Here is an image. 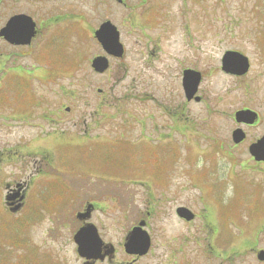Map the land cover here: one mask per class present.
Masks as SVG:
<instances>
[{
    "label": "rangeland",
    "instance_id": "rangeland-1",
    "mask_svg": "<svg viewBox=\"0 0 264 264\" xmlns=\"http://www.w3.org/2000/svg\"><path fill=\"white\" fill-rule=\"evenodd\" d=\"M102 1L104 0H65L64 4L65 10L74 7L82 17L85 16L84 19L89 18L95 22H99L103 17L118 22L119 16L122 18L125 16L122 8L118 7L115 1L112 2L111 9H106L105 12L102 6L105 1L101 3ZM126 1L130 5H137L136 0ZM149 6L154 9V14L158 13L161 16L159 18L161 23L157 24L161 25V28L148 31L150 33L148 39L142 35L141 30H136V36L140 35V49L133 43L135 37L127 36L128 40H126L125 30H123V38L120 40L126 45V55L122 62L111 66L109 76L118 80L113 87L105 82L109 78L107 74L97 75L89 66L92 55L98 54L96 46L93 47L95 41L91 38L93 25L81 26L84 31H79V34H82L86 40L80 38L77 41V37L72 38L71 42L75 50L80 49L82 62L79 72L66 74L62 78L64 93L75 99L71 102L65 99L74 112L65 116V125H59V131L65 132L66 143H81L80 137L86 136L84 132L90 137L92 127L90 114L95 107H100L101 115L105 116H114L110 115L111 111L127 110L128 108H124L123 105V96H126L127 85L131 82L126 79H140V95L147 94L152 96V99L140 97V104L133 109L134 112L140 110V125H135L130 120L127 127L131 129L123 128L124 131L118 132H124L132 138L140 134L141 180L147 181L142 170H148L150 176L161 178L163 169L169 165L170 169L164 170L163 174L170 176L167 185L171 187L164 191L161 187L157 189L153 186L149 187L148 193L154 192L155 200H157L153 204L146 203V188H140V216L146 211L152 214L149 222L152 246L148 255L140 259L137 264H264L255 259V252L264 250V175L261 171L263 168L258 165L253 166L246 161L249 160L247 147L241 146L234 150V161H229L224 154L216 155L213 151V145L216 143L223 144L224 148L227 145L232 147L231 122L226 118L207 119L202 114V107L190 106L189 119L195 121V126L202 128L203 139L200 143L197 141L198 135L189 136L190 133L186 131L185 146L178 136L175 138L176 144L173 149L168 146L173 145L174 141H169L168 146L164 144L157 146L154 143L153 146L156 147H152L147 134L143 133L146 127L152 130L153 124H157L161 129L168 127L169 120L165 117L167 114L164 113V109L180 106L183 101L179 95L178 82L173 81L177 74L175 61H178V57L184 52L183 47H192L193 53H201L204 49L202 56L207 57L204 63L207 69L215 66L221 52L236 46L233 37L237 35L238 49L241 53L251 60L254 59V53L264 57V36L257 35L258 43H256L253 34V32H264V0H147L142 6L140 3V12H135L140 13L141 27L146 20L143 13ZM81 21L82 19L80 23ZM152 52L153 57L150 58L149 55ZM256 71H264V63H255L251 74ZM213 74L205 83L209 86L213 85L214 90H220L219 87L232 90L231 84L216 77L217 73ZM252 78L253 76L241 83L240 87H250L251 99H255L257 95L258 101L262 103L259 111L262 120L258 127L249 133L247 142L264 134V79L252 82ZM84 79L91 87L81 86L85 84ZM78 80H81L80 86L77 83ZM47 88L54 96L52 90L59 87L51 85V89L49 86ZM97 89L106 92V96H97ZM235 96L230 97L225 94L223 104L227 103L225 107L223 106L224 110L230 111L232 107L239 108L244 105L246 97L243 91H238L237 100ZM162 112L165 115L163 117L160 114ZM116 123L113 122V124ZM96 132L99 134L104 132V126ZM78 135L80 137H77ZM150 137H154L153 132ZM73 148L72 144L65 147L66 166L73 167L76 163L84 166L88 164V154L83 151L88 159L84 161L79 147L75 150ZM200 158L206 161L203 160L201 163ZM171 159L179 160L174 162ZM208 160L212 162L213 169L216 168L218 173L217 177L210 178L218 182L213 184L210 179H207L199 190L197 185H200L202 180L193 179L189 175L192 172L198 174L199 165L201 168L208 167ZM35 167L38 166L33 165L32 171ZM254 170L257 171L248 173ZM4 171L7 173L6 169ZM226 176L228 180L225 184L223 182ZM61 177L65 180V176L57 178ZM238 182L243 185L235 186L232 191ZM215 184L219 186H213ZM207 187L212 190V200L211 195L206 192V190L209 191ZM221 197L224 204L221 203L220 206L218 202L219 199L221 201ZM54 202L55 198L48 201L49 204ZM178 207L188 208L197 214V218L189 225L180 221L174 213ZM76 209L74 205L50 217L35 216L32 220L41 219L33 221L36 225L30 228L23 226L27 221L26 215L11 216L2 210L0 212V260L10 259L16 250L32 255L35 252L32 244L38 250L34 262L36 260L40 264H81L71 242L72 213ZM131 211L130 209L129 216H125L109 208L103 216L104 221L106 220L109 224L107 235L114 243L122 237L123 228L127 222H133L132 214L134 213ZM125 217H130V221L123 225ZM15 221L23 223H13ZM3 231L9 232L6 235L8 244H1L4 240ZM119 255L117 263H121L122 257L125 258L122 252ZM129 261L130 259L127 262Z\"/></svg>",
    "mask_w": 264,
    "mask_h": 264
},
{
    "label": "flooded vegetation",
    "instance_id": "flooded-vegetation-1",
    "mask_svg": "<svg viewBox=\"0 0 264 264\" xmlns=\"http://www.w3.org/2000/svg\"><path fill=\"white\" fill-rule=\"evenodd\" d=\"M64 1L0 0V210L15 215L35 211L38 216L47 209L43 200L53 190L60 196L70 197L64 201L68 209L74 205L77 208L72 213L74 233L90 224L96 228L101 239L102 235L104 236L103 242L111 245L107 235L109 224L103 219L106 211L111 208L127 213L130 211V206H135L134 221L140 223V188H146L140 181V162L128 167L116 163L120 159L124 160L127 148H140V134L132 138L118 131L130 130L131 128L127 127L130 120L135 125H140V110L134 112L133 109L140 104V97L152 99V96L140 95V79H126L131 82L127 85L126 96H123L124 108L128 109L111 111L110 115L114 116H105L95 107L90 114L92 123L90 137L84 132L86 135L83 137L84 143H66L65 132L59 131V125H65V116L74 112L65 99L71 102L75 98L64 93L62 78L81 69L80 49L75 50L71 42L73 37H77V41L80 40L79 31L83 30L81 26L93 25L91 34L94 39V34L101 31L105 23L115 26L125 53L121 59L109 57L111 67L112 64L120 63L125 59L126 45L120 40L123 38V30L126 40H128L127 36L135 37L133 43L140 49V35L137 37L135 31L141 30L145 38H150L148 31L161 28V25H157L161 23L159 22L161 16L158 13L154 14V9L149 6L143 13L146 20L141 27L140 13L135 12H140V3L142 6L147 0H136V6L128 4L126 0H104L105 2L101 3L104 2L102 6L105 12L106 9H111L112 2L115 1L117 6L122 8L125 16L123 18L119 16L118 22L106 17L95 22L89 18L84 19L85 16L82 17L74 7L65 10ZM106 30L107 28L101 32ZM233 39L236 46L221 52L215 66L208 68L209 70L204 66L207 58L202 56L204 49L201 53H193V48L190 46L182 48L184 52L178 57V61H175L177 74L173 81L178 82L179 95L183 101L180 106L165 108L164 113L167 116L163 112L160 113L182 132L192 130L188 116L190 106H203L206 114L222 118L226 113L223 107L225 94L230 97L236 95L235 99H238L240 85L247 75L236 77L221 70L224 54L228 51H239L238 35ZM95 46L98 54L92 55L91 61L105 56L96 39L93 47ZM153 52L149 55L150 58L153 57ZM254 62L263 64L264 57L256 54ZM251 68L250 62L249 72ZM186 71L197 72L201 78L197 92L190 101H186L182 89V79ZM213 73H217L216 77L231 84L232 90L221 87L220 90H214L213 85L209 86L205 83L211 75H214ZM261 78L264 79V74L256 72L252 82ZM110 81V86L113 87L118 80L112 78L105 80L107 83ZM87 82L85 80V84H81V80H78L77 83L79 86L81 84L83 87H91ZM51 85L59 87L52 90L54 96L47 88L49 86L51 89ZM37 89L39 90L36 92ZM245 97L244 103L248 104V107L238 109L232 107V110L228 111V116L240 110H249L257 115V119L253 125L235 124L234 129L239 128L244 131L246 139L238 146L233 145L231 150L244 146L249 132L262 120L260 112L257 111L261 109L262 103L258 101L257 95L255 100L251 99L250 87ZM113 122L117 123L113 124ZM101 126H104V132L99 134L96 131L100 130ZM138 128L140 130V127ZM177 130L176 127L173 129V131ZM79 135L77 137H80ZM71 144L73 150L83 146L82 149L88 151L89 163L79 169L81 174L67 175V180L62 177L57 178L63 176L58 174L64 166L65 147ZM98 152L104 156L103 161L99 163ZM111 155L115 158H111ZM33 165L38 166L34 171H32ZM52 184L54 185L51 187ZM170 187L164 186V188ZM77 215L79 219L76 218ZM146 215L150 217V213L147 212ZM128 219V217L123 218L125 221ZM116 256L117 252L114 250V257L113 255L106 257L104 263H113ZM138 260L140 257L133 256L131 262L122 260L121 264H135Z\"/></svg>",
    "mask_w": 264,
    "mask_h": 264
},
{
    "label": "water",
    "instance_id": "water-1",
    "mask_svg": "<svg viewBox=\"0 0 264 264\" xmlns=\"http://www.w3.org/2000/svg\"><path fill=\"white\" fill-rule=\"evenodd\" d=\"M110 39H112V35L109 33ZM117 38L114 37L113 42H108L114 50L115 48V43H116ZM107 43V44H108ZM228 56H238L241 57L242 62H241V72L244 73L247 69V63L246 59L242 58L239 54H230L228 53ZM227 56V57H228ZM92 67L94 68L95 71L97 72H103L106 68V62L102 59H96L92 63ZM232 71V70H230ZM249 112H241L238 113L237 116H248L251 117ZM238 133H234V135H237ZM239 136V135H238ZM238 142V140H235ZM250 153L251 155L257 160V161H264V138L258 141L257 144L252 145L250 147ZM177 215L180 218L185 219L186 221H190L193 216L185 209H178L177 210ZM74 240L76 244L78 245V255L82 258H85L86 260L89 259H97V254L100 250V245H99V240L95 234H92V231H86L84 234H81V232L77 233L76 236L74 237ZM150 242L149 238L146 235L145 232H143L141 229L136 228L131 232L130 238L127 241V243L124 245L125 251L128 254H139L143 255L147 252L149 248ZM258 260L264 261V252L261 251L258 256Z\"/></svg>",
    "mask_w": 264,
    "mask_h": 264
},
{
    "label": "trees",
    "instance_id": "trees-1",
    "mask_svg": "<svg viewBox=\"0 0 264 264\" xmlns=\"http://www.w3.org/2000/svg\"><path fill=\"white\" fill-rule=\"evenodd\" d=\"M6 242H2V244H5ZM23 255V254H22ZM13 259H18L19 262L16 264H31V258H29L27 255L19 256L16 252L13 253L12 257ZM10 258V259H11ZM6 263V259L2 260V264Z\"/></svg>",
    "mask_w": 264,
    "mask_h": 264
}]
</instances>
